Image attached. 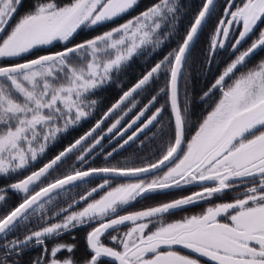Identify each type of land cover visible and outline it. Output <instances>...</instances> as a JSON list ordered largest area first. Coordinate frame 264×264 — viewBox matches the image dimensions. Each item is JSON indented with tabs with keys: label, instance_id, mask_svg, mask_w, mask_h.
Returning <instances> with one entry per match:
<instances>
[{
	"label": "snow or ice",
	"instance_id": "6c2138e0",
	"mask_svg": "<svg viewBox=\"0 0 264 264\" xmlns=\"http://www.w3.org/2000/svg\"><path fill=\"white\" fill-rule=\"evenodd\" d=\"M138 6L139 0H0V180L10 181L0 184V264H21L20 257L34 246L41 252L30 264H102L104 258L118 264H264V57L249 66L264 51V0L219 5L205 63L214 62L219 50L230 55L200 96L211 110L194 131L187 77L183 107L178 81L218 0H201L182 36L180 0H153L116 23ZM177 36L176 46L91 128L29 170L62 134L93 115L98 93L118 83L135 57L150 58ZM56 44L58 50L38 54ZM158 78L164 87L126 120L137 108L135 96L149 92ZM161 94L165 104L155 107ZM105 140L117 146L108 151ZM137 140L141 149L156 145L152 156L141 157V165L84 167L98 149L107 160ZM53 172L59 175L52 177ZM13 174L20 178L12 181ZM97 180L102 182L94 184ZM85 184L93 186L78 200L70 197L67 207L60 205L62 193ZM187 185L199 190L120 214L133 202ZM9 191L22 194L18 204L9 206ZM230 193L231 200L199 214L164 221L186 206ZM80 204V210H72ZM92 222L97 226L86 235L89 254L82 260L75 258L74 243L48 247L47 241ZM106 234L112 246L102 241ZM65 251L69 255L62 257Z\"/></svg>",
	"mask_w": 264,
	"mask_h": 264
},
{
	"label": "trees",
	"instance_id": "16d2710c",
	"mask_svg": "<svg viewBox=\"0 0 264 264\" xmlns=\"http://www.w3.org/2000/svg\"><path fill=\"white\" fill-rule=\"evenodd\" d=\"M153 3V0H139V6L136 7L134 10L130 11L128 14L124 15L121 18H118L116 22H124V19H128L140 11H143L146 7L150 6ZM180 3L184 6L183 10L181 12V18L177 24V29L179 34L182 36L185 29L188 27V25L191 22V19L193 15L198 11L201 0H180ZM220 10V9H219ZM218 14L213 15L211 19L207 21V27L204 28L203 32L200 34L199 40L196 42V45L193 49H191V57L189 59V66L185 70L184 73H182L180 77V87L178 89V99L179 102L181 103V107L184 105V98H185V77H187V91L190 95V98L192 100V110L195 113V116L192 120H189L190 127L194 130L195 124L202 118V116L205 114V112L210 108L208 105L204 104L200 100V96L202 95L203 90L200 89V79L202 77V74L205 70L206 63H205V58H204V51L206 50L208 46V40L211 34V22L213 19L218 18ZM125 19V20H126ZM111 26L107 25L106 27ZM98 30H104V29H98ZM179 39V36L175 38H170L169 40L165 41L164 45L161 46L160 49L157 50V52L153 53V55L150 58H147L142 55V59L144 63H136V59L134 58L131 62L130 65H132L130 68H128L126 71H123L124 75L121 77H118V83L113 82L110 83L109 85L105 86L97 95L99 99L104 98L103 104L101 106V112L104 111L107 107L111 105V103H114L117 98L122 94L123 91L127 90L129 87H131L139 78L140 76L148 69L150 68L156 61L161 59L168 51H170L173 47L176 46V40ZM140 57V56H139ZM134 61V62H133ZM136 63V64H135ZM195 79H198V84L195 82ZM164 79L163 78H158L156 82H154L151 85V90L147 93H143L139 96H136V99H141L142 102L145 100L149 99L151 95H154L156 92L161 87H164ZM166 98V97H165ZM167 99V98H166ZM164 116L166 120H169V110L165 111ZM93 118V117H92ZM94 120V119H93ZM163 123H167L166 121H163ZM71 130V129H70ZM67 133L62 135V139H59L60 145L61 146L59 149L63 147V145L67 144L71 140H73V137H65ZM152 149L156 147L155 144H151ZM141 154H138L133 148L127 149L124 153L123 151L114 158L110 159V165H115L119 161L121 164H127V165H132V164H138V160L141 157ZM153 158V157H152ZM155 158V157H154ZM99 161H102V159L99 157ZM95 166V165H92ZM97 166H100V164H97ZM102 166V165H101ZM59 175V172H53L52 177H55ZM50 177L49 179H51ZM15 174H13L12 181L17 179ZM10 181H5L4 183H7ZM0 184H3L1 182ZM91 185L85 184L82 185L80 188H74L70 192L67 193H62L60 197H58L60 201L61 206L67 205L66 202L70 203L71 200L69 199L70 197H75L77 198L79 195H81L83 192H85V189H89ZM9 199V206L16 205L19 201H21V196L22 194H15L12 191H9L7 193ZM161 197V195L154 196L150 199ZM150 199H147L148 201ZM154 199V200H155ZM202 202V201H201ZM2 203V202H0ZM133 202L132 204H134ZM137 203V202H136ZM139 203V202H138ZM131 204V205H132ZM130 206V205H129ZM50 205H46V209L50 208ZM124 210H132L129 209L128 206ZM47 215L51 216V212H48ZM85 230L78 228L77 233L74 235L72 232H68V235H62L58 237L56 240H50V245L51 242H67L70 244H75V258L80 255L82 256H87L88 252L86 251V244H85ZM73 237L75 239H73ZM49 247V246H48ZM175 248H179L182 250V254H189L187 250H184L180 246H176ZM28 253V256H22L20 257L21 264H30V260L34 259L37 255L40 254L41 249L39 246H34L31 249L26 251ZM206 264V263H205Z\"/></svg>",
	"mask_w": 264,
	"mask_h": 264
},
{
	"label": "flooded vegetation",
	"instance_id": "af4514ba",
	"mask_svg": "<svg viewBox=\"0 0 264 264\" xmlns=\"http://www.w3.org/2000/svg\"><path fill=\"white\" fill-rule=\"evenodd\" d=\"M221 4H223V0H218V8H217V11H219V5H221ZM217 11L213 14V15H216L217 14ZM219 14V13H218ZM117 21V20H116ZM216 21H217V18H215V19H213V21L211 22V31L213 30V28L216 26ZM117 24H119L118 22H116ZM121 23V22H120ZM112 26V25H111ZM264 25H261V27H263ZM108 27H110V26H108ZM100 31H102V30H100ZM81 36H83V34H81ZM78 39H79V37H78ZM245 47H247V44H245L244 45ZM61 47V45L60 44H56L55 45V47H51L50 49H45V50H43V51H41L40 53H38V54H44V51H48V50H51V51H55V50H58L59 48ZM219 52H220V54L219 55H217L216 56V59H215V61L214 62H212V63H210V64H206V67H205V70H204V72H203V74H202V77H201V79H200V89L201 90H206L207 89V87L210 85V83L213 81V79H214V77L219 73V71H221L222 69H223V67H224V63H225V61L228 59V56L230 55V52H225L224 50H219ZM264 51H258L257 52V54L255 55V56H253L252 57V59H251V61H249V66H251L252 64H254V63H256L260 58H262V57H264ZM26 58H31V57H26ZM179 92V91H178ZM97 99H98V101H99V103H98V105H97V110H96V112L95 113H93V118L92 117H90V118H88L87 119V121H85V122H81V125H78V126H76L74 129H71V130H69V132L67 133V135L65 136V137H73V139H75V138H78L80 135H82L84 132H86L89 128H91L92 127V125L95 123V121L97 120V119H99L100 118V116L102 115V113L104 112V111H106V109L108 108H106L104 111H102L101 112V106H102V104L104 103L103 101L105 100L104 98H101V99H99L98 97H96ZM119 98V97H118ZM117 98V99H118ZM136 98V97H135ZM104 99V100H103ZM148 100H146V101H144V102H142L140 105H139V107L137 106V108H136V111H138L140 108H142L143 106H144V104H146V102H147ZM112 104V103H111ZM181 104V103H180ZM138 105V104H137ZM130 106V105H129ZM136 112H135V109H133V112L132 113H129V115L127 116V117H125V119L126 120H129L130 121V119L131 118H133V116H134V114H135ZM129 117H131V118H129ZM94 119V120H93ZM108 123H110V121L108 122ZM103 127H105V129H106V127H107V123L103 126ZM74 132V134H72V135H69V133L70 132ZM153 131H155V129H153ZM62 135H64V134H62ZM141 139H143V136L141 137ZM55 143H59V145H60V141H58V142H55ZM104 147H105V149H107L108 151H111V148L112 147H114V146H117L116 145V141L115 140H112L111 142H109L108 140H105L104 142ZM58 145V147H56V146H54V147H56V148H54L55 150H54V152H52V154L50 155V157L48 158V159H46L45 161H43L42 163L40 162L38 165H36L35 167H33V169H31V170H35V169H38L39 167H41L42 165H43V163H45V162H47V160H49L52 156H54L58 151H60L61 149H59L61 146H59ZM66 145V144H65ZM65 145H63V146H65ZM150 146H151V144H149V148H150ZM52 148V149H53ZM129 148H133L138 154H141L140 156L141 157H143V156H152V152H151V149H148V147L147 148H143V149H141L140 148V141L139 140H137L135 143H132V144H130L129 146H125V148L124 149H119V152H118V154L117 153H114L113 154V156L114 157H117L122 151H123V153L127 150V149H129ZM99 157L102 159V161L103 162H105L102 166L100 165V166H97V164L95 165V163H93L94 161H96V160H98L99 159ZM140 157V158H141ZM153 158H154V156H153ZM110 159L111 158H108L107 160L105 159V154L103 153V152H101L99 149L97 150V153H94L93 154V157L92 158H90V160H89V164L88 165H91V164H93V165H95V166H93V167H103V166H110ZM99 161V160H98ZM115 162H119V161H115ZM28 174V172H24L23 173V175H27ZM20 178V177H19ZM100 182H102V181H99V180H97V181H94V184H97V183H100ZM93 185H91V187H92ZM90 189V188H89ZM82 194H85V192H83ZM232 195H234V194H232V193H230V194H225V195H223L222 197H223V199H222V201H227L228 199H231L232 198ZM227 197V199H225ZM79 198V196L76 198V199H78ZM151 200V199H150ZM144 200H140V201H138L137 203L135 202L134 204H132V205H130V206H128V208L129 209H134V208H136L138 205H140V204H144V203H142ZM203 202V201H202ZM149 205H152L153 203H152V201L151 202H149L148 203ZM81 205V204H80ZM79 206V205H78ZM146 206V205H145ZM66 207H67V205H66ZM77 207V206H76ZM75 209V208H74ZM125 211H127V210H122V213H124ZM135 211H138V210H132V212H135ZM96 223V224H95ZM94 224V225H93ZM95 226H97V222H94V223H91V224H87V225H84V226H79L78 228H81V229H83V230H85V235H84V237H85V244H86V235H87V233L89 232V231H91L92 230V228L93 227H95ZM86 228H89L88 230H86ZM123 231H125L124 229H122V230H120V232H123ZM71 232V231H70ZM72 233H74V235L77 233V231L76 232H72ZM111 234H113V235H115L116 233L115 232H112ZM63 235H68V232H66V233H64ZM102 241L105 243V244H108L109 246H112L111 245V243H110V241H109V238H108V235L106 234L104 237H102ZM47 242H49V244H48V246H49V248H51V246H52V244H54V243H56V242H51V245H50V240L49 241H47ZM59 242H62V241H59ZM87 248V247H86ZM86 251L88 252V250L86 249ZM63 254L65 255V256H67V255H69L66 251L65 252H63ZM89 254V253H88ZM87 254V255H88ZM23 256H28V253L27 252H25V254L23 255ZM86 257V255L85 256H78L77 257V260H82L83 258H85ZM102 264H118V262H112V261H110V260H108L107 258H104V259H102Z\"/></svg>",
	"mask_w": 264,
	"mask_h": 264
},
{
	"label": "rangeland",
	"instance_id": "374dc122",
	"mask_svg": "<svg viewBox=\"0 0 264 264\" xmlns=\"http://www.w3.org/2000/svg\"><path fill=\"white\" fill-rule=\"evenodd\" d=\"M219 13V14H218ZM217 17H219L220 16V10L219 11H217ZM135 16V15H134ZM131 18V17H130ZM130 18H128V19H130ZM126 19V18H125ZM124 19V22L127 20H125ZM123 21H121V23H124ZM120 23V22H119ZM264 27V26H263ZM92 34H94V33H92ZM245 47V46H244ZM174 48V47H173ZM264 54V53H263ZM135 58H137L136 59V63H140V64H142V62L144 63V61H143V59H142V55L139 57H135ZM134 62V61H133ZM135 63V64H136ZM132 65H130L129 64V66L124 70V71H126L128 68H130ZM124 75V73L122 72V73H120L119 74V77H121V76H123ZM180 80L181 79H179V87H180ZM195 82L198 84V79H195ZM159 91V90H158ZM157 93V92H156ZM156 93L154 94V95H156ZM136 97V96H135ZM142 98L143 97H141V99H136L135 98V100L137 101V106L139 107V105L142 103ZM151 98V97H150ZM149 98V99H150ZM149 99H147V100H149ZM165 100H166V98H165V96L163 95V94H161L159 97H158V102H157V104H156V106L155 107H160L161 105H163V104H165ZM146 101V100H145ZM148 102V101H147ZM146 102V103H147ZM155 107H153L152 108V110L149 112V113H147V115H151V112H154L155 111ZM168 110H169V114H170V109H169V107H168ZM211 109L209 108L207 111H210ZM207 111L205 112V114L204 115H206L207 114ZM96 111H94V113H95ZM135 112H137L136 111V109H135ZM165 113V112H164ZM164 113H163V121H166L167 122V120H166V118H165V116H164ZM203 115V116H204ZM93 116V115H92ZM91 116V117H92ZM203 116H202V118H203ZM90 118V117H89ZM129 118H131V117H129ZM201 118V119H202ZM192 120V119H191ZM190 123L191 122H189V126H190ZM194 131V130H193ZM72 134H74V132H70L69 133V135H72ZM191 135V133L189 134V136ZM58 145H59V143H53V145H51L50 146V148H49V150L46 152V154L45 155H43L42 157H40L39 159H38V161L37 162H34L31 166H30V169L29 170H31V169H33V167H35L36 165H38L40 162L42 163L43 161H45L46 159H48L49 157H50V155L52 154V152H54V148H56V147H58ZM54 146H56V147H54ZM54 147V148H53ZM53 148V149H52ZM148 149H152V147L150 146V148H149V146H148ZM107 150V149H106ZM147 157H149V156H143V158H147ZM154 159V158H153ZM120 161V160H119ZM138 162V164L136 165V164H132V165H136V166H139V165H141V163H142V160H141V158H139V160L137 161ZM93 163H95V165L96 164H100V165H103L105 162H103V161H98V160H96V161H94ZM93 164H91L90 166L91 167H93L92 166ZM87 166H89V165H85L84 167H87ZM53 174V173H52ZM1 182H5L4 180H0V183ZM119 182H123V181H117V183H119ZM199 190V186H197V185H187V186H183L181 189H171V190H168V192H167V194H164V195H161V197H159V198H157V200L155 199V198H153V199H151V200H144L142 203H144V204H140V205H138L136 208H134V209H132V210H142V209H144V208H146V207H149V206H153V205H155L156 203H159V202H166V201H169V200H171V199H174V198H177V197H180V196H183V195H188V194H190V193H192V192H194V191H198ZM155 199V200H154ZM222 199H223V197H222ZM225 199H227V197L225 198ZM229 200H231V199H228L227 201H229ZM152 201V205H149L148 203L149 202H151ZM225 201V200H224ZM20 202V201H19ZM18 202V203H19ZM220 202H223L221 199H219V198H216V197H213V198H211V199H209V200H207V201H203V202H199V203H197V204H195V205H189V206H186V208H185V210H183V211H176L173 215H166L165 217H164V221L165 222H172V221H174V220H179V219H181V218H183L184 216H190V215H194V214H199V213H201V212H203L206 208H208V207H210V206H212V205H214V204H216V203H220ZM17 203V204H18ZM146 205V206H145ZM83 205L81 204V205H77V207H75V209H72V210H80V208L82 207ZM63 207H66V205L65 206H63ZM132 210H127V211H125L124 213H122V211L120 212V214H126V213H131L132 212ZM92 223H94V222H92ZM96 224V223H95ZM94 225V224H93ZM128 227H131V224L129 223L127 226H121V228H120V230H122V229H124L125 231H127V228ZM89 228H86V230H88ZM78 230V227L76 228V229H73V230H71V232H76ZM70 232V231H69ZM47 244H49V242H47ZM175 250L176 251H179V252H182V250L181 249H179V248H175ZM62 257L63 256H65L64 254H63V252L60 254ZM206 262L205 261H202V264H205Z\"/></svg>",
	"mask_w": 264,
	"mask_h": 264
},
{
	"label": "water",
	"instance_id": "95a60500",
	"mask_svg": "<svg viewBox=\"0 0 264 264\" xmlns=\"http://www.w3.org/2000/svg\"><path fill=\"white\" fill-rule=\"evenodd\" d=\"M178 84H179V81H178ZM169 109H170V106H169ZM78 199H79V198H78ZM78 199H77V200H78Z\"/></svg>",
	"mask_w": 264,
	"mask_h": 264
}]
</instances>
